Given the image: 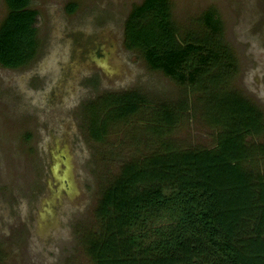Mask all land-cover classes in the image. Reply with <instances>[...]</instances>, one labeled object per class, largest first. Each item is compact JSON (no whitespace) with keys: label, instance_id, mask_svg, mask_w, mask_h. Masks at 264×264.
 Returning <instances> with one entry per match:
<instances>
[{"label":"rangeland","instance_id":"rangeland-1","mask_svg":"<svg viewBox=\"0 0 264 264\" xmlns=\"http://www.w3.org/2000/svg\"><path fill=\"white\" fill-rule=\"evenodd\" d=\"M27 6L35 55L0 65V264H102L106 239L135 233L138 249L166 239L176 203L166 196L160 210L154 200L173 170L153 161L215 154L229 130L211 108L217 97L237 94L259 114L256 132L239 130L249 150L241 163L264 174V0ZM6 10L0 0V23ZM222 47L235 67L209 83L218 67L200 55ZM135 201L136 223H107L118 203L120 217Z\"/></svg>","mask_w":264,"mask_h":264},{"label":"trees","instance_id":"trees-1","mask_svg":"<svg viewBox=\"0 0 264 264\" xmlns=\"http://www.w3.org/2000/svg\"><path fill=\"white\" fill-rule=\"evenodd\" d=\"M4 1L7 10L0 23V65L17 68L35 55L36 11L27 6L28 0ZM202 53L206 65L218 67L205 74L207 79L212 76L209 83L235 67L232 54L224 47ZM213 91L210 99L219 95ZM210 105L217 111L216 118L222 117L223 127L229 128L217 139L215 154L198 149L172 151L165 160L161 157L153 161L155 166L161 163L173 170L154 200L160 210L166 196L176 203L177 216L167 219L170 232L166 239L152 240L139 249L135 248L140 241L135 233L118 244L106 239L101 248L104 246L109 254L102 264H110L118 256L122 261L119 264H264V174L242 165L249 150L239 132H256L259 114L237 94L217 97ZM259 151L264 155V146ZM146 197L147 203L150 200ZM118 205L116 215L107 223L115 228L112 220L117 218L116 222L128 229L139 219L137 209L141 205L133 202L132 209L123 211L120 217L122 204Z\"/></svg>","mask_w":264,"mask_h":264}]
</instances>
